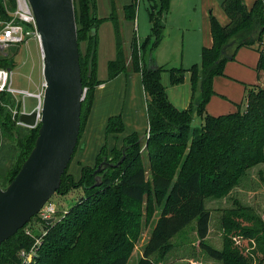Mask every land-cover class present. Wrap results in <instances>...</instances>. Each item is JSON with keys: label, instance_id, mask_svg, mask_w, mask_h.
<instances>
[{"label": "trees", "instance_id": "obj_1", "mask_svg": "<svg viewBox=\"0 0 264 264\" xmlns=\"http://www.w3.org/2000/svg\"><path fill=\"white\" fill-rule=\"evenodd\" d=\"M151 1L150 32L142 40L133 35L127 56L114 7L109 16L98 18L94 0H73L78 45L82 40L87 42L84 61L79 48L82 86L87 90L81 102L80 132L74 152L91 110L95 88L105 82L95 75V28L103 20L112 22L116 43L115 56L107 62L106 81L120 73L140 74L146 97L147 130L143 134H128L119 148L109 150L106 145L101 146L94 165L82 166L78 180L66 167L57 193L65 195L73 189H81L83 194L62 217L51 223L38 215L30 219L35 218L46 233L34 261L29 264H127L139 237L140 212L135 207L143 202L147 205V223L155 212L158 211V215L136 264H163L171 248L170 240L194 219L198 244L211 258L222 264H262V259L256 260V257L258 253L264 255V218L250 205L233 199V206L222 210L223 247L216 249L205 241L210 221L205 201L225 197L248 169L264 163V86H250L243 112L215 116L206 113L205 106L214 94L213 78L223 74L224 63L233 59L240 47L258 51L257 79L264 84V0H254L250 8L243 0H222L220 6L228 21L220 24L213 15L209 16L212 43L201 47L200 65L193 64L189 68H163L145 60L146 55L152 58L163 39L164 16L171 2ZM15 4V0H0V16L8 19L7 7L13 10ZM136 5L137 0H131L123 6L125 19L135 20ZM12 60L0 56V67L12 69ZM163 71H167L172 86L183 83L189 72L191 99L196 95V102L191 100L186 108H177L160 80ZM0 98L13 105L11 95L3 93ZM194 115L202 118L199 127H191ZM0 123L4 128L18 126L8 109ZM38 126L30 128L16 142L22 151L4 176L5 187L30 153ZM123 131L120 115L107 118L106 135ZM121 157L119 165L102 169L100 184L92 186L97 165L103 160L116 163ZM30 222L0 244V264H24L18 253L29 249L34 242V237L25 232ZM231 232L248 241L246 252L238 243L234 244ZM154 254H158V260L151 257Z\"/></svg>", "mask_w": 264, "mask_h": 264}, {"label": "rangeland", "instance_id": "obj_2", "mask_svg": "<svg viewBox=\"0 0 264 264\" xmlns=\"http://www.w3.org/2000/svg\"><path fill=\"white\" fill-rule=\"evenodd\" d=\"M130 1L94 0V12L98 18L108 16L112 7H114L119 21L124 53L127 56L129 55V46L133 35L138 40H142L150 32L148 9L152 3L151 0H137L135 20L131 21L125 19L123 15V6L130 3ZM185 2L186 16L189 15L195 24V29L187 30L184 33L183 40L181 66L183 68H189L193 64L200 65L201 63V47L203 46L202 40L205 32L202 23L203 18L205 19L207 17L208 20L209 16L213 15L222 24L226 22V16L218 0H185ZM206 7L208 8L205 9ZM7 11L9 15L11 9L7 7ZM2 20L5 19L0 16V23ZM95 29L97 37L95 48V75L104 81L107 79V62L115 56L113 24L110 20H103ZM79 48L82 61H84L87 55V42L80 41ZM162 49L159 46L155 50L159 52L157 60L160 62V66L163 68L180 66L177 65L180 64L179 61H174L175 63H173L172 55L167 53L165 49ZM0 56L13 59L12 62L14 65L11 71L12 85L14 87L33 93L40 90L43 84L42 57L39 42L36 37L28 36L19 45L10 47L7 51L0 52ZM257 59L258 53L255 48H239L234 58L224 63L223 74L215 76L213 80V89L216 91V95L211 99L210 106L215 116L243 112L245 110L246 93L250 86L256 85L257 83L255 73ZM145 60H148V55H146ZM160 80L164 86L170 87L167 71L161 73ZM112 85H114L113 91L116 93L111 101L113 105L112 110H117L115 115L121 116L124 131L117 135H106L105 125H103L100 127L99 133L95 131V136L92 138L93 143L90 145L83 143L82 149L78 147L66 169L75 180L80 178L82 166L92 165L90 163L94 162L100 144L102 146L106 145L109 150L119 148L122 140L128 134L132 132L143 134L146 130L145 98L140 74L138 72L122 73ZM7 102L0 98V122L4 118L6 109L9 110ZM24 102L27 111L32 110L37 105L36 98L28 95L24 97ZM202 122L200 116L194 115L191 121V127H199ZM17 125L15 128H13L14 126L4 128L0 123V188L2 189L6 185V178H4L6 172L14 165L18 152L22 151L16 142L22 139L25 136L24 134H27L30 129L23 125ZM141 151L142 154H145L143 148ZM82 194L81 189H73L65 195L58 194L57 192L54 193L47 201L55 208V213L52 214L54 219L62 217L69 206ZM233 199H238L244 205H250L264 218V163L257 164L248 169L240 183L225 197L220 199L208 198L205 201L206 207L210 210L209 230L205 241L216 249L223 247V230L220 222L222 210L232 207ZM135 209L140 212L139 237L133 245L127 264L137 263L158 215V211L155 212L147 223L145 221L148 217L147 205L144 202L139 203ZM30 221V224L25 229H30L34 235L40 233L42 231L41 229H43L42 225L35 218ZM195 226L196 220L194 219L170 240L171 248L162 260L164 264H190L192 261L200 262L201 264H222L221 261L211 258L206 252L201 250L195 233ZM231 234L234 244L238 243L246 252L249 248L248 241L237 236L235 232H231ZM151 257L158 260V254H154ZM258 259H262V264H264V255L262 253L257 254L256 260Z\"/></svg>", "mask_w": 264, "mask_h": 264}, {"label": "water", "instance_id": "obj_3", "mask_svg": "<svg viewBox=\"0 0 264 264\" xmlns=\"http://www.w3.org/2000/svg\"><path fill=\"white\" fill-rule=\"evenodd\" d=\"M35 19L42 57L43 97L41 107L22 112L18 122L38 126L34 145L14 178L0 188V244L15 234L58 191L80 132L83 86L73 0H28ZM91 56L88 61V74ZM116 163L105 160L94 169L99 172ZM54 217L45 220L51 223Z\"/></svg>", "mask_w": 264, "mask_h": 264}, {"label": "crops", "instance_id": "obj_4", "mask_svg": "<svg viewBox=\"0 0 264 264\" xmlns=\"http://www.w3.org/2000/svg\"><path fill=\"white\" fill-rule=\"evenodd\" d=\"M218 1H220L221 3L222 0H218ZM253 1L254 0H249V1L247 0L246 2V0H243L247 8H250ZM207 8L208 7H206L205 9ZM186 14L187 12H186L185 0H171L169 11L164 16V23H165L164 36L160 44L157 47L159 48V46H161L163 48L162 50L165 49L167 53L172 55L173 63H175L174 61H179L180 64H177V65H180V66H181V60L183 58L182 55H183V45H184V41H183L184 33L187 30L195 29V24L192 22L191 17L189 15L186 16ZM227 21L228 19L226 17V22ZM202 23H203V27L205 28L204 38L202 40L203 46H210L212 43V38H211V32H210L209 18L208 20H207V17H205V19L203 18ZM225 23H222V24H225ZM149 25H150V22H149ZM240 48H247V47H240ZM114 49L116 52L115 41H114ZM247 49H251V48H247ZM155 50L153 51L152 58L149 57L147 61L152 66L154 65L160 66L159 64L160 62L157 60V56L159 52L158 51L156 52ZM258 57H259V53H258ZM150 59L152 61H149ZM255 73H256V79H257L256 70H255ZM121 74L122 73L118 74L116 77L112 78L111 80H108V81L104 80L105 82L96 86L91 110L89 112V116H88L86 125L82 132L79 145H78V147H80L81 149L83 148V143L84 144L88 143L89 145L93 143L92 138L95 136V131L99 133L100 127L103 125H106L107 118L117 113V110H112L113 105L111 104V101H112L113 96L116 94L113 91L114 85H112V83L115 80H117ZM256 84L260 86H264V84H261L258 81V79H257ZM212 86H213V83H212ZM142 90H143V87H142ZM166 91H167L170 101L179 109L186 108L191 102V100H192V103L196 102V97H197L196 95H194V98L191 99L190 73L189 72H186L183 83L179 85H174V86L170 85L169 88L166 87ZM143 94L145 98V110H146V97H145L144 91H143ZM214 95H216V91H214V94L210 97L208 103L205 106L206 113L211 114V115H215V113H213L212 107L210 106L211 99L214 97ZM146 122H147V115H146ZM146 130H147V127H146ZM101 146L102 144L99 145L98 149H100ZM90 164L94 165V162Z\"/></svg>", "mask_w": 264, "mask_h": 264}, {"label": "built area", "instance_id": "obj_5", "mask_svg": "<svg viewBox=\"0 0 264 264\" xmlns=\"http://www.w3.org/2000/svg\"><path fill=\"white\" fill-rule=\"evenodd\" d=\"M15 8L9 12V18L2 20L0 23V52L7 51L8 48L17 46L24 42L28 36L37 38L35 19L32 13L28 0H15ZM43 84L37 92H30L27 90L16 88L12 85V71L8 68L0 67V94L5 93L11 95L13 105H8L11 113V118L19 124L18 116L22 112H27L25 108L24 97L32 96L36 98L37 107H41L43 97ZM86 87H83L82 99L86 94ZM35 106V107H36ZM20 125V124H19ZM55 213L53 205L46 202L39 210L38 217L46 220L53 217ZM39 235L35 236L30 229H25V232L34 237V242L29 249H22L19 251V257L24 264H29L34 261L37 249L41 243L42 236L46 233L41 229ZM190 264H201L200 262L192 261Z\"/></svg>", "mask_w": 264, "mask_h": 264}]
</instances>
